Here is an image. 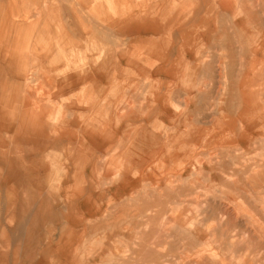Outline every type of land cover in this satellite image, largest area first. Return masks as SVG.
I'll list each match as a JSON object with an SVG mask.
<instances>
[{
	"label": "rangeland",
	"instance_id": "374dc122",
	"mask_svg": "<svg viewBox=\"0 0 264 264\" xmlns=\"http://www.w3.org/2000/svg\"><path fill=\"white\" fill-rule=\"evenodd\" d=\"M99 1L107 11H122L160 0ZM188 1L168 0L170 4H187ZM195 1L198 0H193L192 8ZM226 1L230 3L227 13L219 12L216 0L203 3L215 29L212 35L215 40L194 39L193 29L186 35L187 41L191 39L188 48L196 56L207 55L206 60L213 64L193 80H185L204 90L202 96L195 99L199 110L191 112L190 117L195 119L194 126L200 128L201 134L210 135L216 120L237 110L240 99L237 93L230 91L229 81L235 83L249 77L247 81L263 105L260 113L254 112L251 116L254 126L249 127L250 134L244 136L250 137L237 146L234 134L230 132L219 137L220 140L197 136L195 149L193 141L175 146L167 142L163 146L166 150L160 147L161 153L151 156L145 163L138 156L139 147L144 142L148 145L146 140L151 137L139 130V119L135 115L139 98L149 97L158 85L156 79L139 81V88H136L138 73L125 63L116 62L121 73L113 81L106 84L95 81L93 86L95 77L91 69H87L89 72L71 70L80 59L73 48L64 57L69 70L62 80L69 78L68 87L60 92L59 88L46 86L53 79L57 81L55 78L59 79L60 72L51 75L44 72L41 60L22 47L20 55L18 50L15 53L11 48L10 24L0 26V38L8 40L5 56L0 55V111L10 112L6 106L17 105L23 111L29 105L34 107L35 127L37 125L36 131L40 133L31 136L19 126L15 115L5 119L10 114L0 113V264H74L77 260L80 264H264V184L258 186L253 180L254 175L264 174V142L258 138L264 133V0ZM63 5L68 7V2ZM243 6L252 7V21L247 20ZM107 11L101 9L98 13L107 18ZM232 20L244 21L243 39L247 41V47L237 42ZM50 21L52 23L54 18ZM222 29L227 31L228 39L234 44L232 53L223 48ZM14 35H17L16 31ZM114 38L111 45L107 40L99 41L100 48L115 50L121 47L129 53L127 58L130 55L137 59L146 56L145 47L139 43V34L133 32L128 38L117 33ZM252 48L260 52L254 72L246 68L253 58ZM168 49L174 57L172 43ZM224 54L232 57L230 69L220 64ZM76 59L77 64H73ZM153 62L151 59L147 64ZM158 79L162 89L173 86L174 79L164 75ZM91 91L96 93L97 110H88L89 113L82 115L79 112L85 106L76 105L74 99L85 100L83 103L91 101V98L86 99ZM60 96L69 101L60 100ZM218 96L222 97L220 110L216 104L209 105ZM12 97H19V103H12ZM168 104L175 112L183 109L181 99H172ZM156 108L153 117L159 119L160 111ZM250 115L245 116V123ZM42 116L46 118L43 123L39 122L43 121ZM98 116L108 122L110 133L115 132L105 137L104 142L99 140L101 143L94 145L98 140L90 129L94 117ZM232 126L234 128L235 124ZM124 127L132 133L121 135ZM157 127L161 131L170 128L165 121H160ZM190 149L194 151L190 152ZM175 152L180 153L179 156ZM37 154L41 156L37 157ZM148 174L156 177V183L142 181ZM130 175L134 179L132 183L135 182L129 185L133 192L127 199L123 198L122 187L114 186L110 179L116 177L117 181L125 183L124 177ZM201 229L205 233H201ZM198 234H203L202 238L199 239Z\"/></svg>",
	"mask_w": 264,
	"mask_h": 264
},
{
	"label": "crops",
	"instance_id": "0c3cea01",
	"mask_svg": "<svg viewBox=\"0 0 264 264\" xmlns=\"http://www.w3.org/2000/svg\"><path fill=\"white\" fill-rule=\"evenodd\" d=\"M65 1L68 2V7L66 5H63ZM87 1L89 2V0H0V26L2 27L5 22L10 24L11 48H13V51L15 53L18 50V55H20L21 52H19V49L21 47L23 50H25V52L29 53L30 51L31 55L37 57L39 61L42 59L40 63L41 70L46 73H55V71L60 72L61 75L59 74V79H61L62 77L64 78L68 76V63L64 58L69 53L68 51L74 48V51L78 55H80V48L77 45L78 42H82L84 38V35L80 33V29L82 28L81 26H83L82 24L89 22L86 19L88 17L84 11V4L88 6V9L89 7L92 8L93 11L99 12L101 9L107 11L102 7V4L99 0H90L91 3H87ZM204 1L205 0L195 1L196 4L194 8H192L193 0H189L187 4L183 2L178 4H170L168 0H160L156 1L152 5L144 3L140 6L128 7L126 9H123L124 11H126L125 13L123 10L122 13L118 10H108L106 12L107 18L104 19V17H102L104 21L96 18L95 16L90 17V21L92 20V31L89 32V38L95 41V44H97L98 46H100L101 42L99 41L101 40H107L111 45L113 39H115V34L117 33L128 36V38H130L132 33L135 32L139 34V43L145 47L146 56H141L139 59L132 57L131 55L129 58H127L126 56L129 55V53H127L126 50L121 49V47L115 50L106 48L111 51L112 56L105 62H98L94 64L91 69L92 75L96 77L94 78L93 86L95 85V81H99L98 83L102 84H106L111 80L113 81V79L121 73L120 68L118 70V67H116V62L120 64L125 63V66L131 67L138 73V82L134 85V87L136 88H139V81L141 82L145 79H156L158 83L157 87H154L151 90L149 97L141 98L143 100L139 98L138 107L136 108L137 112L135 111V117L139 119V130H141L143 134L150 135L151 137V140H146L147 143L149 142L148 145H145L144 142L143 144H140L139 147L138 156L140 157V159L142 158L143 163H145L144 161H150L151 156L154 157V155L157 156V154H160L161 148L165 149L163 146H166L167 142L171 143L172 146H175L177 144L180 145L186 141H193L192 145H194L195 149L194 141L195 137L197 136H211L216 138V140H220L219 137L222 138L224 135H227L230 132V134H234L236 145L238 146L239 143H242L244 139L248 140L250 137L247 136L245 138L244 136L245 134H250V131H248V129L249 127L252 128L254 126V124L251 122V116L253 115V113L257 111L260 113L261 110H263V105H260L259 99L256 98L255 91L251 89V83H248L247 81L249 77H244L241 81L235 83L230 80L228 85L230 91L232 93H237L238 98L240 99L235 113L232 115H227L224 118H221V116V119L216 120L215 124L212 127L213 129L210 135L201 134L200 128L194 126L195 119H191L190 115L191 112H197L199 110L200 107L195 105L194 102L196 101L195 99L197 97L202 96L204 90L194 83L191 84L190 82H185V80H193L194 77L200 75V72H202V70H209L213 66V64L210 60H206L207 55L195 56V54L188 48V44L190 43L191 39L190 41H187L186 34L192 28L195 31L194 39H199L201 41H209V39L215 40L212 36L215 29L212 28L211 19L207 17L208 11L206 10L205 12L203 8ZM216 2L219 7V12L228 11L230 5L228 1L216 0ZM195 7H198V9H195ZM242 10L247 15V20L249 22L252 21L254 15L252 7L243 6ZM75 13L77 16H75ZM51 18H54V21L52 23L50 21ZM243 22L244 21L236 22L232 20V27L236 31L237 42L243 47H247L246 45L248 43L243 39ZM15 31L17 32V35H14ZM221 33L224 34L223 40L222 38H220L224 42L223 48L232 53L231 49L234 47V44H231L230 38L228 39L229 35L227 34V31L225 29H222ZM165 34H168V37H165ZM68 40H74L76 42V46L69 47ZM7 42L8 40L6 38H0V55L2 54V56H5V52L7 51ZM171 43L173 44V48L175 49L174 54L176 53L172 61V56H170L171 53L169 55L168 49ZM250 51L253 55V58L252 61L247 64L246 68L248 69V71L254 72L256 69V63L259 60L257 56L260 52L254 48L250 49ZM151 59H154L155 62L151 63L152 65L147 64V62ZM201 59H205V61H201ZM226 59L229 60L227 61ZM230 61L232 62L230 63ZM76 62H78V59H76ZM220 64L223 65L224 68H227V66L229 65V69L230 67H233V60L231 58V55L229 54V56H227V54H224L223 59L220 60ZM196 70L199 73H197ZM76 71L78 72V70ZM163 75L166 78L174 79L173 81L176 80L177 83L173 82V86L167 90L162 89L159 85L158 77ZM227 78L230 79V75L228 76L227 74ZM62 79L60 81H63ZM56 80H58V77H56ZM244 81H246V83ZM151 86L153 87V84ZM65 87L67 88V83H65ZM158 96L160 97L159 99ZM94 97L97 98L96 93ZM65 98L66 97L64 96H60V100L65 101ZM175 98L181 99L183 109L180 112H175L168 106V102ZM18 99L19 97H15V99L13 98L12 103L15 102L16 104H18ZM221 99L222 97L218 96L217 98H214L215 101L213 103H210L209 105H219L218 109L220 110ZM130 102L131 101L129 100V103ZM156 106L160 111L159 119L153 117L156 116V113H154V108H156ZM248 111L251 115L250 117H248V122L246 121L245 123V116L247 115L246 113H248ZM1 113L10 114L6 116L5 119H12L14 115L17 119V117L19 116V111H15L13 113L12 111ZM149 113L151 114V116ZM96 118L97 119H94V123L97 128H100L99 125L102 123L103 125H105V129H107V132L103 133L101 130L96 131L94 125L91 133L93 134V136L97 137L98 140V143L94 145H98L99 143L104 142L105 137L110 136L111 134H113V132H115H109L110 127L107 121L98 119L101 118L100 116ZM160 121L167 122L168 125H170V128H168V130L166 131H161L160 127H157V125L160 124ZM127 122L128 121H126L125 124H127ZM233 124H235L234 128L232 126ZM126 132L132 133L131 129L128 130V127H124L121 135L126 134ZM156 136H158L159 138H156ZM258 138L262 142H264V133L262 135H259ZM108 145H104L103 147L106 148L108 147ZM194 149H190V152L194 151ZM175 153L177 156H179L178 152ZM165 155L169 156V153H166ZM144 158L147 160H145ZM117 160L118 157H116V162ZM127 165L128 164H125L124 166ZM171 165L174 166V164ZM193 165L195 166V164ZM150 176L151 175L148 174V178L146 177L145 179H143V181L148 179L153 184L156 183V177ZM125 177V183L117 181L115 179L116 177H113L114 179L110 180L111 183L115 184L114 186L118 185L122 187L124 191L123 198L128 199L130 196V192L132 191L131 188H129V185H131L133 179L131 178V176H129L128 178ZM253 177L254 183L258 186L259 184H264V174H257V176L254 175ZM102 179L103 181L106 180L105 177H102ZM125 190L129 192H126ZM115 196L117 197V195ZM74 264H80V261L77 260L76 262H74Z\"/></svg>",
	"mask_w": 264,
	"mask_h": 264
},
{
	"label": "bare ground",
	"instance_id": "6f19581e",
	"mask_svg": "<svg viewBox=\"0 0 264 264\" xmlns=\"http://www.w3.org/2000/svg\"><path fill=\"white\" fill-rule=\"evenodd\" d=\"M89 2H90V0H89ZM88 1H87V3H89ZM91 3V2H90ZM2 4H4V3H2ZM84 6H85V9H84V11H85V13H86V15H87V17L89 18H86L89 22L88 23H84V24H82L83 26H81L82 28L80 29V27H79V29H80V33L82 34V35H84V38H83V40H82V42H78V47L80 48V55H79V57H80V59H79V62H78V64H77V62L75 61L73 64H77V66H74V67H72L71 68V70L72 71H74V69H77L78 70V72H83V69L84 70H87L88 68L89 69H92V66L94 65V64H96V63H98V62H105L107 59H109L111 56H112V53H111V51H109L108 49H106V48H104V49H101L100 48V46H98L97 44H95L96 42L95 41H93L92 40V42L90 43L89 42V32H91L92 31V24H91V21H90V17L91 16H95L96 18H99V19H101V20H103L104 21V19H106V17L103 19L100 15H99V13L97 12V11H93V9L92 8H90L89 7V9H88V6L86 5V4H84ZM72 8V7H71ZM84 8V7H83ZM99 9V8H98ZM2 10V9H1ZM22 10V9H21ZM139 10V9H138ZM14 11V10H13ZM124 11V10H123ZM136 11V10H135ZM134 11V12H135ZM2 12V11H1ZM126 11H124V13H125ZM202 12V11H201ZM73 13V12H72ZM121 13H122V11H121ZM132 13H133V11H132ZM17 14H18V12H17ZM23 14V13H22ZM129 14V13H128ZM200 14V13H199ZM119 15V14H118ZM130 15V14H129ZM201 15V14H200ZM15 16V15H14ZM28 16V15H27ZM75 16H77L76 15V13H75ZM74 16V17H75ZM202 16V15H201ZM198 17V16H197ZM119 18V17H118ZM201 18V17H200ZM11 19V18H10ZM9 19V20H10ZM14 19V18H13ZM79 19V18H78ZM198 19V18H197ZM202 19V18H201ZM8 20V19H7ZM119 20V19H118ZM4 21H6V20H4ZM3 21V22H4ZM113 21V20H112ZM199 21V20H198ZM2 22V23H3ZM78 22V21H77ZM165 22V21H164ZM197 22V21H196ZM6 23V22H5ZM118 23V22H117ZM80 24V23H79ZM163 24H165V23H163ZM81 25V24H80ZM112 25V24H111ZM110 25V26H111ZM182 25V24H181ZM191 27H193V26H191ZM121 28V27H120ZM119 28V29H120ZM180 28V27H179ZM192 29V28H191ZM6 31V30H5ZM162 32V31H161ZM8 33V32H7ZM181 33V32H180ZM6 35V34H5ZM179 35V34H178ZM187 35V34H186ZM200 37H202V36H200ZM199 37V38H200ZM182 38V37H181ZM127 39V38H126ZM148 39V38H147ZM179 39H180V37H179ZM179 39H178V41H179ZM91 40V39H90ZM152 40V39H151ZM183 40V39H182ZM140 41V40H139ZM177 41V42H178ZM142 42V41H141ZM206 42V41H205ZM175 44V43H174ZM183 44V43H182ZM68 45H69V47L70 46H72V47H75L76 46V42L74 41V40H68ZM43 47H45V46H43ZM177 49V48H176ZM10 50V49H9ZM40 51V50H39ZM177 51V50H176ZM10 53V52H9ZM38 53V52H37ZM36 53V54H37ZM176 54V53H175ZM188 54V53H187ZM2 55V54H1ZM170 55V54H169ZM172 56V55H171ZM190 56V55H189ZM196 56V55H195ZM198 58V57H197ZM232 58V57H231ZM4 59V58H3ZM42 60V59H41ZM173 60V57H171V61ZM231 60V59H230ZM1 61V60H0ZM7 61V60H6ZM168 61V60H167ZM43 62V61H42ZM45 62V61H44ZM232 61H230V63H231ZM10 63H11V61H10ZM13 63V62H12ZM1 64V63H0ZM3 64H5V63H3ZM173 64H175V63H173ZM152 65V64H151ZM1 66V65H0ZM12 66V65H11ZM230 66V65H229ZM175 67V66H174ZM177 67V66H176ZM201 67V66H200ZM8 68V67H7ZM15 68V67H14ZM171 68V67H170ZM16 69V68H15ZM169 69V68H168ZM168 69H166V70H168ZM172 70V69H171ZM197 71V70H196ZM7 72H8V69H7ZM31 72V71H30ZM87 72H89L88 70H87ZM171 72H173V71H171ZM10 73L11 72H9V75H10ZM13 73V72H12ZM16 73V72H15ZM72 73H74V72H72ZM182 73V72H181ZM197 73H199L198 71H197ZM50 74V73H49ZM69 74H71V73H69ZM78 74V73H77ZM76 74V75H77ZM175 74V73H174ZM51 75V74H50ZM54 75V74H53ZM72 75V74H71ZM85 75V74H84ZM153 75V74H152ZM70 76V75H69ZM78 76V75H77ZM89 76V75H88ZM83 77V76H82ZM90 77V76H89ZM92 77V76H91ZM94 77V76H93ZM102 77V76H101ZM55 78V77H54ZM96 78V77H95ZM56 79V78H55ZM62 79V78H61ZM61 79H58L57 81H55L54 79L51 81V84H47L46 86L47 87H50V86H52V89H55V88H59L60 90V92H62L63 90H65L66 89V87H65V83H67V87H68V80H69V78H66L65 80H63V81H60ZM86 79V78H85ZM91 79V78H90ZM99 79V78H98ZM172 79V78H171ZM75 80V79H74ZM86 80H88V79H86ZM89 81V80H88ZM53 82V83H52ZM82 82V81H81ZM97 82H99V81H97ZM105 82V81H104ZM173 82H175V81H173ZM179 82V81H178ZM245 83H246V81H244ZM77 85V84H76ZM239 85V84H238ZM241 85V84H240ZM247 85H249V84H247ZM78 87V86H77ZM248 87V86H247ZM250 87V86H249ZM113 88V87H112ZM242 88V87H241ZM245 88V87H244ZM75 89H76V87H75ZM78 89V88H77ZM87 90H88V92H89V88H87ZM250 90V89H249ZM68 91V90H67ZM234 92V91H233ZM252 93V92H251ZM62 94V93H61ZM29 95V94H28ZM108 95V94H107ZM56 96V95H55ZM252 97V96H251ZM28 98V97H27ZM91 98V101H89L88 100V102H86V103H83V102H85V100H83V101H81V100H78V99H74V101H75V103H76V105L77 104H81L82 106H85V109H83L81 112H79V113H81L82 115H85V114H87V113H89V112H87L88 110H91V112H94V111H96L97 110V101L95 100L96 98L94 97V91H91V93H88V96L86 97V99H90ZM160 97L158 96V99H159ZM10 99V98H9ZM8 99V100H9ZM7 100V99H6ZM28 100H30V99H28ZM105 100V99H104ZM108 100V99H107ZM163 100V99H162ZM162 100H161V102H162ZM26 101V100H25ZM69 101V99H66L65 100V102L67 103ZM160 101V100H159ZM189 101V100H188ZM43 102V101H42ZM110 102V101H109ZM254 102V101H253ZM169 103V102H168ZM195 103V102H194ZM74 104V103H73ZM84 104V105H83ZM162 104V103H161ZM164 104V103H163ZM24 105H25V103H24ZM28 105V104H27ZM26 105V106H27ZM45 105V104H44ZM47 105V104H46ZM49 105V104H48ZM72 105V104H71ZM78 105V106H79ZM169 106V105H168ZM219 106V105H218ZM13 107V108H12ZM25 107V106H24ZM163 107V106H162ZM213 107V106H212ZM77 108V107H76ZM192 108H194V107H192ZM198 108V107H197ZM5 109H7V110H9L10 109V111H12V112H15V111H19V116L17 117V122L19 123V126L23 129V130H25V131H27V133H29V135H31V136H36V135H38V134H40L38 131H36V130H38L39 128H37V125H36V127H35V119L33 118V112H35L34 110H35V108L34 107H30V105L26 108V111H23V110H20V107H18L17 105L16 106H6L5 107ZM81 109V108H80ZM180 109V108H179ZM67 110V109H66ZM86 110V111H85ZM155 110V109H154ZM153 110V111H154ZM194 111V110H193ZM251 111V110H250ZM90 112V113H91ZM253 112V111H252ZM251 112V113H252ZM1 113V112H0ZM49 113V112H48ZM248 113H249V111H248ZM2 114V113H1ZM150 114V113H149ZM161 114H162V112H161ZM180 114V113H179ZM178 114V115H179ZM194 114V113H193ZM247 114V113H246ZM167 115V114H166ZM238 115V114H237ZM150 116H151V114H150ZM164 116V115H163ZM39 117V116H38ZM43 117V118H42ZM42 117H40V119H43V121H39V122H41V123H43V122H45V117L44 116H42ZM107 117V116H106ZM176 117H178V116H176ZM239 117V116H238ZM35 118H36V116H35ZM48 118V117H47ZM150 118V117H149ZM242 118V117H241ZM71 119H73V118H71ZM80 119V118H79ZM94 119H97L96 117H94ZM10 120V119H9ZM70 120V119H69ZM139 121V120H138ZM120 122V121H119ZM2 124V123H1ZM186 124V123H185ZM45 125V124H44ZM94 125H95V123L94 124H92L91 126V129L90 130H92V128L94 127ZM143 125V124H142ZM83 126H86V123H85V125H83ZM123 126V125H122ZM170 126V125H169ZM172 126H174V125H172ZM172 126H171V128H172ZM99 127L100 128H97V126L95 125V130L96 131H99V130H101L103 133L104 132H107V129H105V125H103L102 123L99 125ZM15 128V127H14ZM37 128V129H36ZM80 128V127H79ZM177 128V127H176ZM153 129V128H152ZM43 130V129H42ZM119 130V129H118ZM7 132V131H6ZM83 132V131H82ZM90 132V131H89ZM117 132V131H116ZM120 132V131H119ZM11 133V132H10ZM162 133V132H161ZM136 137V136H135ZM87 138V137H86ZM117 139V138H116ZM116 141V140H115ZM50 144V143H49ZM45 145H46V143H45ZM49 146V145H48ZM99 148V147H98ZM163 150V149H162ZM229 150H230V148H229ZM115 152V151H114ZM113 153V152H112ZM10 154V153H9ZM180 154V153H179ZM38 155H40L41 156V154H37L36 156L38 157ZM10 156V155H9ZM163 156V155H162ZM35 157V156H34ZM40 158V157H39ZM39 158H37V159H39ZM41 161V160H40ZM119 161V160H118ZM8 163V162H7ZM164 164H165V162H163ZM169 163V162H168ZM167 163V164H168ZM67 164V163H66ZM68 164H70V167H71V163H68ZM166 164V165H167ZM180 164V163H179ZM183 164V163H182ZM92 165V164H91ZM208 165V164H207ZM42 167V166H41ZM88 167V166H87ZM177 167V166H176ZM188 167V166H187ZM13 168H15V167H13ZM36 168V167H35ZM40 168V167H39ZM67 168V167H66ZM109 168V167H108ZM166 168V167H165ZM179 168V167H178ZM34 169V168H33ZM68 169V168H67ZM181 169V168H180ZM179 169V170H180ZM14 170V169H13ZM40 170V169H39ZM96 170V169H95ZM124 170V169H123ZM127 170V169H126ZM170 170V169H169ZM178 170V171H179ZM6 171V170H5ZM12 171V170H11ZM42 170H40L39 172H41ZM51 171V170H50ZM130 171V170H129ZM132 171V170H131ZM152 171V170H151ZM176 172H177V170H175ZM191 171V170H190ZM189 171V172H190ZM9 172V171H8ZM88 172V171H87ZM161 172V171H160ZM248 172V171H247ZM20 173V172H19ZM50 173V172H49ZM109 173V172H108ZM174 173V172H173ZM191 173V172H190ZM241 173V172H240ZM67 174H69V173H67ZM95 174V173H94ZM132 174V173H131ZM186 174V173H185ZM4 175V174H3ZM2 175V176H3ZM20 175V174H19ZM88 175V174H87ZM98 175V174H97ZM125 175H126V173H125ZM151 175V174H150ZM153 175H155V174H153ZM192 175V174H191ZM240 175V174H239ZM44 176H46L45 174H44ZM127 176V175H126ZM131 176V175H130ZM246 176V175H245ZM47 177V176H46ZM45 177V178H46ZM88 177V176H87ZM138 177V176H137ZM151 177V176H150ZM153 177V176H152ZM68 178V177H67ZM80 178V177H79ZM126 178V177H125ZM138 178H140V177H138ZM143 178V177H142ZM148 178V177H147ZM165 178V177H164ZM43 179H44V177H43ZM47 179V178H46ZM137 179V178H136ZM211 179V178H210ZM1 180V179H0ZM53 180V179H52ZM88 180V179H87ZM134 180V179H133ZM159 180H160V178H159ZM46 181V180H45ZM47 181H49V179L47 180ZM46 181V182H47ZM143 181V180H142ZM147 181H148V179H147ZM135 182V181H134ZM133 182V183H134ZM138 182V181H137ZM144 182H145V180H144ZM88 183H90V182H88ZM133 183H131V184H133ZM139 183V182H138ZM90 184H92V183H90ZM98 184V183H97ZM114 184V183H113ZM140 184V183H139ZM142 184H143V182H142ZM42 185V184H41ZM49 185V184H48ZM47 185V186H48ZM93 185V184H92ZM120 185V184H119ZM129 185V184H128ZM4 186V185H3ZM84 186V185H83ZM139 186H141V185H139ZM155 186V185H154ZM136 187H138V186H136ZM9 188H11V187H9ZM77 188V187H76ZM82 188V187H81ZM107 188V187H106ZM134 188V187H133ZM38 189V188H37ZM80 189V188H79ZM86 189H88V188H86ZM126 189V188H125ZM13 190V189H12ZM77 190V189H76ZM104 190V189H103ZM130 190V189H129ZM105 191H106V189H105ZM114 191V190H113ZM123 191V190H122ZM126 191V190H125ZM4 192H5V190H4ZM14 192V191H13ZM91 192V191H90ZM126 192H129V191H126ZM133 192V191H132ZM59 193V192H58ZM131 193V192H130ZM4 194V193H3ZM14 195V194H13ZM113 195V194H112ZM63 196V195H62ZM66 196V195H65ZM111 196V195H110ZM6 197V196H5ZM11 197H13L14 198V196H11ZM17 197V196H16ZM115 197V196H114ZM13 198H11V199H13ZM17 198H19V197H17ZM63 198V197H62ZM73 198H75V197H73ZM119 198V197H118ZM4 200V199H3ZM90 200V199H89ZM117 200V199H116ZM13 201V200H12ZM16 201H17V199H16ZM4 202V201H3ZM18 202V201H17ZM76 202V201H75ZM79 202V205H81L80 204V200L78 201ZM77 202V203H78ZM87 202V201H86ZM71 203H73V201H71ZM82 203V202H81ZM93 203V202H92ZM74 204V203H73ZM72 204V205H73ZM94 204V203H93ZM4 205H6V203L4 204ZM18 205V204H17ZM68 205V204H67ZM4 207V206H3ZM74 207H75V205H74ZM72 208H73V206H72ZM71 208V209H72ZM18 209V208H17ZM70 209V210H71ZM94 208H92V210H93ZM184 209V208H183ZM182 209V210H183ZM230 209V208H229ZM258 209V208H257ZM256 209V210H257ZM3 210V209H2ZM5 210V209H4ZM81 210V209H80ZM161 211H162V209H160ZM165 210V209H164ZM234 210V209H233ZM185 211V210H184ZM231 211H232V209H231ZM230 211V212H231ZM18 212V211H17ZM73 212V211H72ZM190 212V211H189ZM4 213H5V211H4ZM11 213H13V212H11ZM163 213V212H162ZM233 213V212H232ZM258 213V212H257ZM224 214V213H223ZM260 214V213H259ZM12 215V214H11ZM10 215V216H11ZM183 215V214H182ZM190 215V214H189ZM13 216V215H12ZM166 216V215H165ZM16 217H17V214H16ZM96 217V216H95ZM162 217H163V214H162ZM175 217V216H174ZM173 217V218H174ZM179 219H180V221H182L181 220V217H179V216H177ZM12 218V217H11ZM186 218V217H185ZM193 218V217H192ZM13 219H15V218H13ZM18 219H19V217H18ZM88 219V218H87ZM95 219V218H94ZM93 219V220H94ZM17 220V219H16ZM28 220V219H27ZM91 220V219H90ZM129 220V219H128ZM65 222V221H64ZM165 222V221H164ZM127 223V222H126ZM180 223V222H179ZM187 223V222H186ZM193 223V222H192ZM16 224V223H15ZM261 224V223H260ZM181 225H183L182 223H181ZM192 225H194V224H192ZM259 225V224H258ZM158 226V225H157ZM58 227V226H57ZM106 227V226H105ZM164 227V226H163ZM164 229V228H163ZM110 230H111V228H110ZM62 231V230H61ZM107 231V230H106ZM195 231V233H196V230H194ZM112 232V231H111ZM114 232V231H113ZM129 232V231H128ZM201 233H205V231H204V229L202 230L201 229ZM208 233V232H207ZM236 233V232H235ZM110 234V233H109ZM129 234V233H128ZM174 234V233H173ZM111 235V234H110ZM117 235V234H116ZM116 235H114V237L116 236ZM119 235V234H118ZM124 235V234H123ZM202 236H203V234H198V238L200 239V238H202ZM207 236V235H206ZM135 237V236H134ZM118 238V237H117ZM133 238V237H132ZM131 238V239H132ZM130 239V240H131ZM155 239V238H154ZM133 240V239H132ZM227 240V239H226ZM106 241V240H105ZM112 241V240H111ZM182 243V242H181ZM160 244H161V241H160ZM116 245V244H115ZM127 248V247H126ZM222 248H223V246H222ZM107 249V248H106ZM114 249V248H113ZM182 249V248H181ZM141 251V250H140ZM110 252V251H109ZM197 252V251H196ZM105 253V252H104ZM105 254H107V253H105ZM125 254V253H124ZM180 254V253H179ZM194 254V253H193ZM247 255V254H246ZM245 255V256H246ZM180 256H182V255H180ZM200 257V256H199ZM98 258V257H97ZM112 258V257H111ZM108 259V258H107ZM188 259H189V257H188ZM181 260V259H180ZM191 260V259H190ZM199 260V259H198ZM230 261V260H229ZM183 262H184V260H183ZM205 262V261H204ZM197 263V262H196ZM203 263V262H202ZM232 264V263H231ZM239 264H243V262H241V263H239ZM249 264V263H248ZM253 264V263H252ZM262 264V263H261Z\"/></svg>",
	"mask_w": 264,
	"mask_h": 264
}]
</instances>
